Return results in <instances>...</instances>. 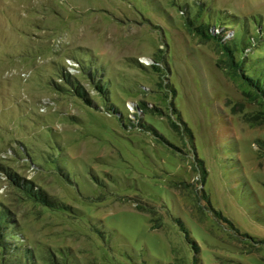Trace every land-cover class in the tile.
<instances>
[{
	"label": "rangeland",
	"instance_id": "rangeland-1",
	"mask_svg": "<svg viewBox=\"0 0 264 264\" xmlns=\"http://www.w3.org/2000/svg\"><path fill=\"white\" fill-rule=\"evenodd\" d=\"M188 10L264 89V0H0L7 264H264V106Z\"/></svg>",
	"mask_w": 264,
	"mask_h": 264
},
{
	"label": "trees",
	"instance_id": "trees-1",
	"mask_svg": "<svg viewBox=\"0 0 264 264\" xmlns=\"http://www.w3.org/2000/svg\"><path fill=\"white\" fill-rule=\"evenodd\" d=\"M202 14V13H200ZM188 15H189V19H188V26L191 27L192 29H195L196 32H199V34L201 36H204L205 38L209 39V38H214L215 40L219 41L220 43H222L224 45V51L227 53V55L229 56V58L227 59V61H225L226 67H228L229 69L232 70L233 74H237V72H241L243 78L249 82L257 91V95H255L254 97H252L251 95H249L248 93H246L247 95H249L250 97L254 98V100H256L257 102L260 103V105L264 106V89H262L261 85H260V81L258 80L256 83L255 81L252 80L251 77H248L246 75V71L242 68L240 70V65L237 63L234 53H235V49L233 46L230 45V42L237 39V35L233 34V36H230L228 39H226L227 37V30H232L228 25H234L233 23H223V19H220L219 17L221 15H219V17L216 19V23L214 25H212L211 20H203L200 25L197 26V18L199 17V12L197 13H193V15L189 12L188 10ZM211 17H209L210 19ZM229 22V21H228ZM213 27L218 28V30L220 29V33H217L215 36V33L213 31ZM261 32L264 33V28L261 29V31L258 29L256 34H252L251 36H248V44L245 46L244 50H243V60L247 61L249 59V54L245 55V53L253 47H257L256 45H258L260 39L264 40V35L261 34ZM257 35V36H256ZM259 37V38H258ZM260 58H258L259 60ZM257 61V60H256ZM99 90V92L105 94V87H103L102 85L96 86ZM77 95L82 98L86 104H88L89 106H92L94 104L93 101L87 99L83 92L80 91V89L76 90ZM174 129H178V125L177 124H173L172 126ZM10 180L11 182L14 184V186L16 187V189H18L21 194H23L25 197H27L29 200L35 201V202H39L40 204L43 205H47V206H53L52 202L49 200V198L47 196H45L44 194H42L41 192H39L38 190H36L32 184L27 183L23 180H18L16 177L12 176L11 174H9ZM4 207V206H3ZM11 213L8 211V209H4L3 212H0V252L2 253V260H1V264H7V262H11V260L7 259V252L9 251L10 253L15 252L16 250L12 251L11 244L7 243V239H8V235H5L8 231L4 230L7 229L6 226L8 227V225H11L12 223H8L6 220L9 219ZM11 230L9 229V232ZM12 235V234H10ZM16 238L15 232L14 234L11 236V239L14 240ZM18 238V237H17ZM16 238V239H17ZM20 246V245H19ZM19 248V247H18ZM7 251V252H6ZM6 252V253H5ZM15 255V254H14ZM24 255L21 254L19 255L18 259H21ZM8 257H12V255H9ZM16 257L13 256L12 262L13 260H15Z\"/></svg>",
	"mask_w": 264,
	"mask_h": 264
}]
</instances>
